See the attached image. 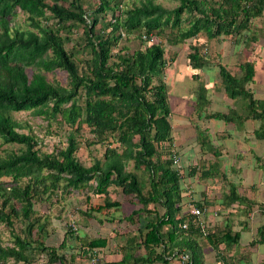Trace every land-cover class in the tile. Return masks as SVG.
Listing matches in <instances>:
<instances>
[{
  "label": "trees",
  "instance_id": "trees-1",
  "mask_svg": "<svg viewBox=\"0 0 264 264\" xmlns=\"http://www.w3.org/2000/svg\"><path fill=\"white\" fill-rule=\"evenodd\" d=\"M120 1L98 0L90 14L80 0H67V4L58 0L49 3L0 0V139L23 145L18 152L9 150L0 156V177L8 178V181H0V222L7 226H12L15 220L25 222L22 235L12 233L10 245L0 243L2 264L8 259L31 264L39 252L44 253L48 262L69 264L57 252V247L64 244L66 231L57 247L45 245L38 239V230L43 224L35 215L33 205L48 198L56 189L66 193L87 186L92 194L103 196L104 209L119 208L120 203L112 194L117 190L133 196L139 205L127 216L129 221L133 216L138 218L139 242L133 244L134 238H131L127 255L122 253L120 258L101 264L165 262L172 254L184 252V247L190 252L185 251L189 264H203L202 254L194 250L195 241L186 237L201 231L198 216L190 215L187 209L185 212L181 204L187 202L188 186L183 179L191 177L196 167L190 165L184 174L173 144L162 44L145 41L143 49L136 48L130 53H112V49L121 34L134 30L148 35L161 33L165 27L174 28L176 33L168 41L172 43L199 32H204L207 38L238 32L246 28L251 18L261 14L264 0L212 3L174 0L177 5L170 9L154 0H130V5L121 9ZM18 11L25 15L29 25L13 23ZM107 11L112 17L110 21L96 27L97 14L104 18ZM184 22L186 25L182 26ZM77 25L81 26L83 44L88 46L87 53H81L79 58L77 50H72L74 46L66 47L71 34L67 35V30ZM190 48L186 55L188 64L201 68L205 59L197 46ZM240 68L241 75L234 76L218 65L221 86L228 97L245 101L242 106L245 116L250 110L252 116L262 118V112H256L254 107L264 111V101H254L250 91L245 89L253 74L252 65L245 62ZM56 69L66 73L65 85L45 77V72ZM205 91L206 87L199 84L191 102L197 118L206 102ZM25 109L37 115L58 114L70 129L65 145L40 154L34 148V135L18 131L20 125L10 115L12 111ZM231 113L236 112L231 109ZM230 114L212 112L210 116L228 121L232 120ZM82 123L92 134L90 143L104 145L102 159L90 165H83L76 156L78 141L73 133ZM194 127L198 143L202 134L205 141L203 131L197 124ZM112 134H116L113 142L108 140ZM175 153L178 166L173 162ZM129 162L133 170L126 168ZM136 169L142 173L137 175ZM22 179H25L23 185L20 184ZM186 183L188 185L187 180ZM183 222H186L185 228L181 226ZM263 231L264 227L258 229L257 234L261 236ZM201 235L214 236L208 232ZM221 236L225 239L226 233ZM237 238L234 234L232 242ZM106 242V237L96 236L82 241L81 245L85 250H92L104 247ZM138 245L144 251L142 254H135L134 247Z\"/></svg>",
  "mask_w": 264,
  "mask_h": 264
},
{
  "label": "crops",
  "instance_id": "crops-1",
  "mask_svg": "<svg viewBox=\"0 0 264 264\" xmlns=\"http://www.w3.org/2000/svg\"><path fill=\"white\" fill-rule=\"evenodd\" d=\"M263 11L264 8L259 16L247 22L245 29L238 32L211 38L202 32L207 53L201 54L205 63L200 68V84L206 87V102L199 118L194 116L199 120V125L195 124L203 131L205 141L202 134L198 143L201 155L196 167L198 171L191 177L187 176L190 194L185 198L202 208L197 217L198 224L203 226L204 232L214 235L202 236L203 231L186 235L195 241L194 250L202 254L203 264H264V231L261 236L257 234V230L264 227V111L255 106L256 112H262V118L252 116L250 110L245 116V101L225 94L218 73V65H222L231 75L240 76V65L251 63L253 74L245 89L250 91L254 101H264V17L260 19ZM211 58L215 60L210 61ZM192 101L188 98L191 116L194 114ZM231 109L236 113L230 114ZM212 112L230 114L232 120L214 118L210 116ZM187 119L191 120L188 116ZM86 198L92 207L103 201L101 194L88 193ZM121 198L117 199L119 209L126 200L131 207L116 219L118 223L121 219L124 222L122 228H125L123 232H117L121 239L120 256L122 253L127 255L131 249V238H134L133 244L139 242L138 218L133 216L132 221L127 220L130 212L139 205L131 202V198ZM98 199L101 203L97 202ZM125 204L128 205L127 202ZM182 209L186 212L187 208ZM104 224L102 222L101 226ZM224 233L226 237L223 240L221 235ZM234 234L238 238L232 242ZM98 236L106 237L103 234ZM106 245L107 242L100 249ZM183 250L190 254L186 247ZM159 262L163 261L151 264ZM163 263L171 264V261Z\"/></svg>",
  "mask_w": 264,
  "mask_h": 264
},
{
  "label": "rangeland",
  "instance_id": "rangeland-1",
  "mask_svg": "<svg viewBox=\"0 0 264 264\" xmlns=\"http://www.w3.org/2000/svg\"><path fill=\"white\" fill-rule=\"evenodd\" d=\"M45 1L48 3L51 2V0ZM208 1L212 3L217 0ZM58 2L67 4V0H58ZM80 2L86 11L92 14L98 0H80ZM120 2L121 9L130 5V0H121ZM154 2L168 9L177 5V1L174 0H154ZM110 15V11L103 14L104 18H100L101 15L97 14L99 20L96 27L99 28L105 21H110L112 18ZM263 17L264 11L260 19ZM13 23L19 26H26L28 21H26L25 15L18 11L13 19ZM184 24L186 25L184 22L182 26H184ZM67 32V35L71 34L70 40L66 42V47L70 48L74 46L75 48L72 50H77L76 57L78 58L81 56V53L85 55L88 51V46L83 44L81 26H72L70 31L67 30ZM141 32L142 31L139 32L134 30L128 34H121V38L118 40L115 48L112 49V53L116 51L120 53H130L136 48L143 49L147 43L142 40ZM173 33H176L174 28L165 27L163 32L156 34L152 32V35H154L153 41L161 43L164 49L163 55L166 61L164 80L167 82L169 88L168 93L171 103L170 121L172 123L173 144L179 156V163H181L185 170L184 174H187L188 167L190 165H195V167H197L201 157L198 141L196 139V128L194 127L195 122L199 125V120H196L195 116L193 114L191 116L189 113L190 104L188 102V98L190 101L193 100L196 87L201 83V79L200 68H192L188 64L186 55L191 51V45H199V48H202H198L200 55L202 52H207L206 48L203 46L205 38L203 40L204 34L202 32L197 33L194 37H188L177 43L168 42ZM211 60L215 59L211 58L210 61ZM44 74L48 81L59 82L62 85L66 84L67 76L63 70L56 69L45 72ZM82 98L83 96L81 95L79 99L81 100ZM10 115L18 125H20V127L17 128L18 131L34 135L36 138V145L34 148L38 149L40 154L51 152L54 148L65 145L64 139L70 129L63 124L58 114L54 116L37 115L34 114L32 110L25 109L21 111H12ZM187 116L191 118V120H188ZM73 134L78 141L76 156L83 165H90L94 160L102 159L101 155L104 151V145L90 143L93 137L85 124L82 123L79 130L75 131ZM115 138L116 134L108 136V140L112 139V142ZM21 147H23V145L5 143L0 139V156L6 154L9 150L18 152ZM126 168L133 170L132 163L129 162ZM196 171H198V169ZM134 172L137 175L142 173V171L139 172V169L134 170ZM186 180L187 177L185 180L183 179V183H186ZM0 181H8V178L0 177ZM24 182L25 179H22L20 184L23 185ZM145 182L146 179H144V183ZM89 190L88 186L85 188L70 189L66 193L60 189H56L48 198L43 201H37L33 205L35 215L41 218V223L43 224V227L38 230V239L45 245L57 247L66 231L64 244L61 247H57V252L61 254L69 264H101L102 261L119 258L122 252L119 248V240L121 239L118 238L117 232L124 231L125 228H122L124 222L119 219L120 223H118L116 219L121 217L124 211H128V207H131L129 202L125 199L126 201L123 203V207L125 208L121 207L120 209H104L101 204H94V207H92L91 202L86 198L87 194L91 193ZM118 192L117 190V192L112 193L115 195V199H120L121 197V200H123V198H131V202H136L133 196L124 195L122 193L118 194ZM97 202L101 203V200L98 199ZM126 202L128 205L125 204ZM181 204L182 207L186 209L188 202ZM113 218L115 221H112ZM102 222H105L103 226H101ZM24 229V221L20 222L19 220H15L12 226H7L0 222V243L2 245H10L11 234L18 233L22 235ZM100 234L107 237V245L105 248H95L92 250H85V248H83L81 245L82 241H86ZM35 236H37V233ZM134 249L136 254H142L144 252L141 247L135 246ZM180 254L181 252L173 254L171 257H168L167 260H170L171 264H186V261L179 257ZM0 264L2 263L0 262ZM3 264L19 263H14L12 259H8L4 261ZM31 264L56 263L48 262L44 253L39 252ZM159 264L165 263L159 262Z\"/></svg>",
  "mask_w": 264,
  "mask_h": 264
},
{
  "label": "built area",
  "instance_id": "built-area-1",
  "mask_svg": "<svg viewBox=\"0 0 264 264\" xmlns=\"http://www.w3.org/2000/svg\"><path fill=\"white\" fill-rule=\"evenodd\" d=\"M141 38H142V40L143 41H146V42H151V41H153L154 40V35H152V34H148V35H145V34H141ZM175 152V151H174ZM173 162L178 166V164H177V161H178V157H177V155H176V153L175 154H173ZM184 185L185 186H188L187 185V183H184ZM189 194H190V189L187 187V195L189 196ZM193 202H188V205H187V211H188V213L190 214V215H192V216H200V214H201V212H202V208L201 207H198V206H196V205H194V203L192 204ZM181 226L182 227H186V222H183L182 224H181ZM199 228H200V230L201 231H203V226L200 224V226H199ZM204 232V231H203ZM173 255V254H172ZM171 255V256H172ZM179 257L182 259V260H184V261H186L187 262V264H189V257H188V254L187 253H184V252H182L180 255H179Z\"/></svg>",
  "mask_w": 264,
  "mask_h": 264
}]
</instances>
